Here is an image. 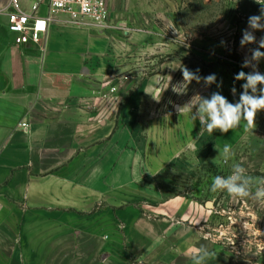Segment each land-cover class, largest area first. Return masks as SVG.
Here are the masks:
<instances>
[{"label":"crops","instance_id":"obj_1","mask_svg":"<svg viewBox=\"0 0 264 264\" xmlns=\"http://www.w3.org/2000/svg\"><path fill=\"white\" fill-rule=\"evenodd\" d=\"M34 1L17 0L27 14ZM10 4L0 0V264H196L201 247L216 253L202 264H264V203L212 191L236 164L253 194L264 188V110L252 129L211 134L195 106L177 112L196 95L239 101L235 76L253 72L243 64L264 31L240 41L261 5L108 0L111 28L60 16L35 46L8 32ZM182 66L201 80L177 95Z\"/></svg>","mask_w":264,"mask_h":264},{"label":"clouds","instance_id":"obj_2","mask_svg":"<svg viewBox=\"0 0 264 264\" xmlns=\"http://www.w3.org/2000/svg\"><path fill=\"white\" fill-rule=\"evenodd\" d=\"M255 2L261 5L260 15H251L248 18V27L252 31L245 30L243 32V37L240 41L241 46L257 43L253 32L264 31V0H255ZM221 43L224 42L222 41ZM260 49H264V37L260 38L258 47L251 50V57L246 58L243 64L245 68L251 67L253 72L246 73L245 71H240L235 76L236 81H246V83L242 84L243 92L237 103H230L225 96L216 92L212 94L210 99L199 95L194 96L189 104L178 107L177 112L181 115L185 112H189L191 108L195 106L201 125V132L207 131L210 134L216 129H219L221 133H228L229 130L240 127L242 122L245 130L254 128L256 126L255 119L257 113L264 110V87H257L258 85L264 86V75L256 70V62L264 58V52L260 51ZM180 70L183 80L172 85V91L177 95L185 94L188 85L193 80L197 83L201 80L199 75L189 71L186 66L180 67ZM198 71L199 69H197V72ZM203 79L205 84L208 85L216 82V76L214 74H210ZM170 81L171 79L168 81V85ZM219 86L220 85H218V87ZM163 91H158L154 95H149L155 102L159 103ZM231 92L233 94L236 93L235 86L231 88ZM169 103L171 104L172 101L170 100ZM205 125L206 127H204ZM231 155V146L225 144L223 147L224 159L228 160ZM233 167L234 174L230 175L227 179L220 176L214 177L212 191H227L233 198L251 197L258 203H264V188H257L256 192L253 194L251 190L253 178L243 176L245 169L241 165L236 164ZM257 183L264 184V178L258 180ZM192 254L196 260V264H202V261L205 259L216 258V253L214 251H209L207 248L203 247L194 248Z\"/></svg>","mask_w":264,"mask_h":264},{"label":"built area","instance_id":"obj_3","mask_svg":"<svg viewBox=\"0 0 264 264\" xmlns=\"http://www.w3.org/2000/svg\"><path fill=\"white\" fill-rule=\"evenodd\" d=\"M42 7L47 9L45 17L37 16ZM10 9L8 32L16 36L21 45H41L48 35L49 25L58 22L60 16L67 17L62 24L81 26L87 23L100 30L112 27L108 0H35L32 14L23 12L17 0H11ZM20 127L28 129L25 123Z\"/></svg>","mask_w":264,"mask_h":264},{"label":"rangeland","instance_id":"obj_4","mask_svg":"<svg viewBox=\"0 0 264 264\" xmlns=\"http://www.w3.org/2000/svg\"><path fill=\"white\" fill-rule=\"evenodd\" d=\"M218 191V190H217ZM180 223V222H179Z\"/></svg>","mask_w":264,"mask_h":264}]
</instances>
